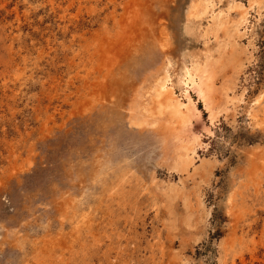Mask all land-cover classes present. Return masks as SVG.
Returning <instances> with one entry per match:
<instances>
[{
    "label": "rangeland",
    "instance_id": "obj_1",
    "mask_svg": "<svg viewBox=\"0 0 264 264\" xmlns=\"http://www.w3.org/2000/svg\"><path fill=\"white\" fill-rule=\"evenodd\" d=\"M190 2L0 0V264H264V97L251 107L262 121L247 115L264 86V0L215 76L222 85L243 61L235 110L211 124L190 89L200 144L187 170L170 168L161 126L130 119L136 88L164 64L181 98L182 68L205 50L187 30Z\"/></svg>",
    "mask_w": 264,
    "mask_h": 264
},
{
    "label": "bare ground",
    "instance_id": "obj_2",
    "mask_svg": "<svg viewBox=\"0 0 264 264\" xmlns=\"http://www.w3.org/2000/svg\"><path fill=\"white\" fill-rule=\"evenodd\" d=\"M218 2L220 0H191L188 9H186L188 33L195 39L202 41L205 50L199 54H194L191 64L182 68L183 75L178 80V84L182 87L181 98L174 95L173 87L168 84L169 75L166 70V64H164L165 66L159 68L158 72L146 78L144 85L136 88V93L130 99V119L133 124L138 126H161L167 133L171 152L169 165L175 171L187 170L193 164L196 146L200 144L198 135L187 133L192 118L198 114L196 101L191 97L190 89H194L193 91L198 101L200 100L204 108L207 109L211 124L215 122L214 120L218 118L220 112L223 111L227 115L228 110L234 109L244 97L245 88L240 89L238 92L234 89L244 66L241 59L236 62V65H231V73L224 80L222 79V85L218 86L215 83V76L219 66L222 64L225 51L230 50L232 52L238 49L234 45L237 44V39L245 34L244 31L239 32V25L247 20L250 9L254 8L259 13L262 2L261 0H247V3L244 4L236 0H228L220 8L217 7ZM231 10H237L239 17L236 22L234 21L231 25H228V15ZM121 21L123 22V19ZM121 24L124 28L129 26L127 21ZM221 31L228 37L232 31L231 34L235 36L232 38L233 42L230 41L232 44L229 41L227 43L225 41L223 44L216 43L217 46L214 48L210 47V42L217 41L216 39ZM161 35L162 37L157 38L159 40L158 46L161 50H164L168 44V36L164 34L163 30H159V36ZM109 47L103 60L106 63L107 71L111 72L113 67L117 66L119 57L118 47L113 43ZM230 56L228 57L230 58ZM232 57L234 58V56ZM248 57L250 58V55ZM248 57L246 56L245 59L247 60ZM217 92L220 95L218 97L220 98L219 101H215ZM263 97L264 86L251 99L250 104L248 103L247 115L249 116V123L254 126L258 125L262 119L251 107L259 104ZM234 110L231 112L232 117L235 116ZM166 188L168 192H164V194L170 193V196H177L179 191L177 187L168 186ZM229 203L230 195L228 194L226 204L228 205ZM183 221L186 227L190 228L192 224H190V217L185 215Z\"/></svg>",
    "mask_w": 264,
    "mask_h": 264
}]
</instances>
